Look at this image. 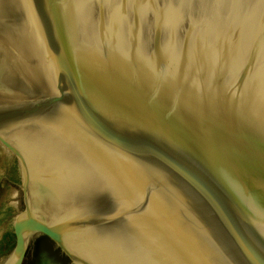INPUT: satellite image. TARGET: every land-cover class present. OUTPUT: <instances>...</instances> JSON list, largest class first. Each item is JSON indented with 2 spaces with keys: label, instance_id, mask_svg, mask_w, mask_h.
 <instances>
[{
  "label": "water",
  "instance_id": "water-1",
  "mask_svg": "<svg viewBox=\"0 0 264 264\" xmlns=\"http://www.w3.org/2000/svg\"><path fill=\"white\" fill-rule=\"evenodd\" d=\"M37 235L264 264V0H0V264Z\"/></svg>",
  "mask_w": 264,
  "mask_h": 264
},
{
  "label": "flooded vegetation",
  "instance_id": "flooded-vegetation-1",
  "mask_svg": "<svg viewBox=\"0 0 264 264\" xmlns=\"http://www.w3.org/2000/svg\"><path fill=\"white\" fill-rule=\"evenodd\" d=\"M13 232H14V228H13ZM14 237H15V246H16V236H15V232H14ZM30 241H32L31 243L33 245H35L36 248L37 247L39 248L38 250L44 249L45 251H48L51 255H53L54 258H56L62 264H67V262L65 260L66 257L64 255L62 256L59 253V251L53 246V242L49 238H47L46 236H44V235H37L34 238H32ZM30 241H29V243L27 245V249L25 251V260H26V255L28 254V246L30 244ZM0 261L2 262V260H0ZM23 264H26V261H23Z\"/></svg>",
  "mask_w": 264,
  "mask_h": 264
}]
</instances>
